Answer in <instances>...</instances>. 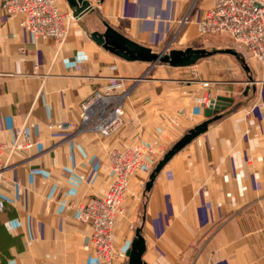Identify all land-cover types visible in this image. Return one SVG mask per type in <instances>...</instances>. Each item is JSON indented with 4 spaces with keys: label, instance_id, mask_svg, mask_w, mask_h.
Masks as SVG:
<instances>
[{
    "label": "crops",
    "instance_id": "obj_1",
    "mask_svg": "<svg viewBox=\"0 0 264 264\" xmlns=\"http://www.w3.org/2000/svg\"><path fill=\"white\" fill-rule=\"evenodd\" d=\"M90 1L56 45L51 39L32 42L20 16L8 15L0 0V140L8 161L0 170V264H99L90 249V226L75 219L68 203L103 195L110 149L136 144L152 145L156 153L130 178L124 212L113 227L115 249L125 255L113 264H127L137 227L145 243L142 264H264L259 62L253 58L246 73L255 82L244 81L241 97L220 87L208 94L202 72L193 75L190 66L161 63L145 74L149 63L114 55L89 32L102 30L105 20L132 40L163 49L193 0ZM59 5L69 11L65 0ZM206 6L207 0H196L179 42L198 36L196 22ZM122 89L129 91L115 132L103 137L76 130L85 97ZM218 94L232 96L230 106L175 153L145 191L163 153L206 118L199 98ZM22 125L32 139L25 151L11 148Z\"/></svg>",
    "mask_w": 264,
    "mask_h": 264
},
{
    "label": "built area",
    "instance_id": "obj_2",
    "mask_svg": "<svg viewBox=\"0 0 264 264\" xmlns=\"http://www.w3.org/2000/svg\"><path fill=\"white\" fill-rule=\"evenodd\" d=\"M60 0H2L8 15H19V25L28 31L31 41L51 39L61 44L68 32L69 22L74 19L69 11L59 5ZM193 0L185 16L179 21L178 30L185 24ZM198 37L209 34H226L243 45L261 68L264 82V0H207L200 18L196 22ZM128 89L94 90L80 102L77 131H94L103 137L115 132L123 120V103ZM212 98H199L207 106ZM264 107V100L260 101ZM59 126H64L59 124ZM67 126H71L68 124ZM12 149L27 150L32 139L27 125L17 127ZM6 144L0 140V170L8 165L5 157ZM156 151L152 145L136 144L124 148L110 149V180L101 196L88 197L82 201H70L68 207L74 211L75 219L91 228L90 249L99 264H113L123 251H117L113 243V227L116 218L123 212V202L129 190L131 176L143 165L147 157ZM130 228L132 226L130 225Z\"/></svg>",
    "mask_w": 264,
    "mask_h": 264
},
{
    "label": "water",
    "instance_id": "obj_3",
    "mask_svg": "<svg viewBox=\"0 0 264 264\" xmlns=\"http://www.w3.org/2000/svg\"><path fill=\"white\" fill-rule=\"evenodd\" d=\"M69 13L75 17H81L91 7L90 0H65ZM96 3L102 0H95ZM104 28L102 30H93L89 32L90 38L104 49L121 57L127 61L147 62L150 65L156 63L167 64L172 67L191 66L200 59L209 57L216 53H229L234 55L237 60L242 63L243 69L248 72L249 66L246 64L244 58L239 53L231 48H212L186 46L184 48H170L168 50H153L147 45L138 43L128 36L121 33L119 30L111 26L107 21H103ZM247 80L254 83L251 75L247 74ZM253 89L255 85L252 86ZM248 90L247 88L245 89ZM233 101V97L224 94H218L211 99L210 103L204 109L205 119L189 128L182 136H180L162 155V157L155 163L153 169L149 173L148 180L145 183V191H148L156 177V174L161 170L164 164L179 150L190 143L197 135L204 132L208 124L221 116L222 111L225 110ZM145 249L144 238L141 234V228L135 229L134 238L131 246L127 251V264H142L141 255Z\"/></svg>",
    "mask_w": 264,
    "mask_h": 264
},
{
    "label": "rangeland",
    "instance_id": "obj_4",
    "mask_svg": "<svg viewBox=\"0 0 264 264\" xmlns=\"http://www.w3.org/2000/svg\"><path fill=\"white\" fill-rule=\"evenodd\" d=\"M100 28H104V26L102 25ZM177 33L171 35L167 40L166 45L161 48L168 50L170 48H184L186 46L204 47L207 49L231 47L235 49L242 58H244L249 67L255 64L254 59L250 56L247 49L243 45L235 42L226 34H209L205 37L196 36L190 42L183 43L178 41V35L180 33L179 30ZM158 65H161V63L150 65V68L146 70L145 74L152 73V69H155ZM220 68L225 70L221 72L218 70ZM187 69H189L193 75H197L199 70L202 72L201 75L205 78L202 80L203 83H206L209 87H211L209 88L211 91L209 90L207 92L208 94H213L215 88L220 87L223 92H229V94L241 97L244 81H248L247 73L243 69L242 63L237 60L234 55L229 53L213 54L209 57L200 59L193 64L192 67L190 66ZM238 78H242L243 80L239 81L237 80Z\"/></svg>",
    "mask_w": 264,
    "mask_h": 264
}]
</instances>
